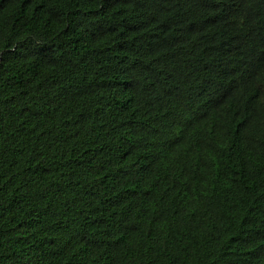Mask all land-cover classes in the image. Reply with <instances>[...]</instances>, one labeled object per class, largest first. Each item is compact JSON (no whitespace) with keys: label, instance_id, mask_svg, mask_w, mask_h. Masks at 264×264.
Here are the masks:
<instances>
[{"label":"trees","instance_id":"obj_1","mask_svg":"<svg viewBox=\"0 0 264 264\" xmlns=\"http://www.w3.org/2000/svg\"><path fill=\"white\" fill-rule=\"evenodd\" d=\"M0 264H264V0H0Z\"/></svg>","mask_w":264,"mask_h":264}]
</instances>
